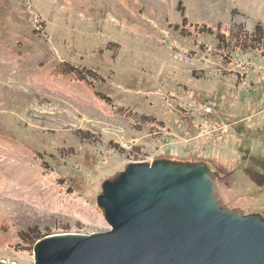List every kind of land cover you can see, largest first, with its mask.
Wrapping results in <instances>:
<instances>
[{"label":"rangeland","instance_id":"1","mask_svg":"<svg viewBox=\"0 0 264 264\" xmlns=\"http://www.w3.org/2000/svg\"><path fill=\"white\" fill-rule=\"evenodd\" d=\"M258 22L264 0H0V259L33 264V226L108 230L102 184L135 162H206L264 215V52L231 39Z\"/></svg>","mask_w":264,"mask_h":264},{"label":"water","instance_id":"2","mask_svg":"<svg viewBox=\"0 0 264 264\" xmlns=\"http://www.w3.org/2000/svg\"><path fill=\"white\" fill-rule=\"evenodd\" d=\"M219 175L203 161L131 163L98 196L110 228L43 237L33 264H264V216L231 207Z\"/></svg>","mask_w":264,"mask_h":264},{"label":"trees","instance_id":"3","mask_svg":"<svg viewBox=\"0 0 264 264\" xmlns=\"http://www.w3.org/2000/svg\"><path fill=\"white\" fill-rule=\"evenodd\" d=\"M183 14V23H187L188 19L182 11ZM177 27V26H176ZM232 40H235L236 44L234 46L242 49V50H250V49H262L264 52V24L258 22L252 31L242 30L241 32H235L232 30ZM223 36H220V42L222 43ZM227 38V37H226ZM233 46V47H234ZM72 72H78V68H71ZM83 79L93 78L96 79L89 70L83 72ZM117 149L119 148L118 144H114ZM22 238L25 241H30L32 244L36 243L38 240L42 238L40 232L38 231L36 226H33L28 229L26 233L21 234Z\"/></svg>","mask_w":264,"mask_h":264},{"label":"bare ground","instance_id":"4","mask_svg":"<svg viewBox=\"0 0 264 264\" xmlns=\"http://www.w3.org/2000/svg\"><path fill=\"white\" fill-rule=\"evenodd\" d=\"M6 147V146H5ZM8 148V146H7ZM5 154L8 156H6L7 158L4 157V160L0 161V165H2L3 167H8L10 165V163L8 162V160H10V156L12 155V150L8 149L5 151Z\"/></svg>","mask_w":264,"mask_h":264},{"label":"flooded vegetation","instance_id":"5","mask_svg":"<svg viewBox=\"0 0 264 264\" xmlns=\"http://www.w3.org/2000/svg\"><path fill=\"white\" fill-rule=\"evenodd\" d=\"M211 166V165H210ZM212 167V169H214L215 170V168L213 167V166H211Z\"/></svg>","mask_w":264,"mask_h":264},{"label":"crops","instance_id":"6","mask_svg":"<svg viewBox=\"0 0 264 264\" xmlns=\"http://www.w3.org/2000/svg\"><path fill=\"white\" fill-rule=\"evenodd\" d=\"M262 214V213H261ZM264 216V215H263Z\"/></svg>","mask_w":264,"mask_h":264}]
</instances>
